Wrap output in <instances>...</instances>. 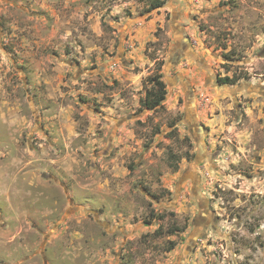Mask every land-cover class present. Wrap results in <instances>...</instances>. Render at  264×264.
Segmentation results:
<instances>
[{"label":"rangeland","instance_id":"374dc122","mask_svg":"<svg viewBox=\"0 0 264 264\" xmlns=\"http://www.w3.org/2000/svg\"><path fill=\"white\" fill-rule=\"evenodd\" d=\"M0 264H264V0H0Z\"/></svg>","mask_w":264,"mask_h":264},{"label":"trees","instance_id":"16d2710c","mask_svg":"<svg viewBox=\"0 0 264 264\" xmlns=\"http://www.w3.org/2000/svg\"><path fill=\"white\" fill-rule=\"evenodd\" d=\"M160 3H152L151 7L156 8L159 7ZM221 83H227L228 79L224 78L221 80ZM151 87L146 92L144 99L141 101V106L146 108L147 110H156L162 106V103L165 99L166 91H165V85L160 80L159 77H154L150 80ZM174 246V243L171 244V247L169 250H171Z\"/></svg>","mask_w":264,"mask_h":264}]
</instances>
